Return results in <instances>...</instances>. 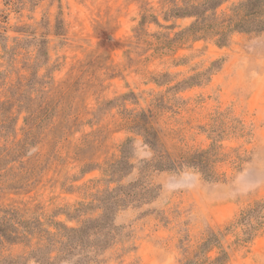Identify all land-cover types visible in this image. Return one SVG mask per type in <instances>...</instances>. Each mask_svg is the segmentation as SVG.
<instances>
[{"label": "rangeland", "instance_id": "1", "mask_svg": "<svg viewBox=\"0 0 264 264\" xmlns=\"http://www.w3.org/2000/svg\"><path fill=\"white\" fill-rule=\"evenodd\" d=\"M186 1L0 0V264H264V32L193 35ZM143 111L165 151L207 152L220 179L144 173ZM122 150L132 168L107 182ZM137 181L154 198L114 212L108 245L45 247Z\"/></svg>", "mask_w": 264, "mask_h": 264}, {"label": "trees", "instance_id": "2", "mask_svg": "<svg viewBox=\"0 0 264 264\" xmlns=\"http://www.w3.org/2000/svg\"><path fill=\"white\" fill-rule=\"evenodd\" d=\"M226 1L198 0L195 3L192 0H187L186 16L198 19L189 31L193 35L200 32L203 35L216 36L219 41H223L232 30L264 32V21L260 19L264 13V0H246L234 6L231 14L218 15V8ZM4 39L5 37L0 34V40ZM2 106L0 105V109ZM128 125L136 131L138 136L144 139L145 144L154 152L151 160L143 161L144 173L180 172L184 169L192 168L202 172L206 178L213 181L220 179L214 171L212 158L207 152H186L173 155L165 151L164 146L161 144L160 134L155 129L151 116L146 112L143 111L130 119ZM122 153L124 156L121 159L108 163L103 169L104 175L108 180L107 182L120 180L124 174L123 172L132 168L125 150H122ZM105 193L106 196L103 199H99L105 210V213L100 218L90 220L81 229H68L60 225L61 232L56 235L49 234L51 240L45 247L70 252L77 247H82L84 245V238H90V234L95 236L97 233H100L103 237V243L108 245L110 240L114 238L113 232L115 231V226L111 219L114 212L133 205L149 202L154 198L155 189L151 184L137 181L128 186L118 184L115 189L106 190ZM208 244V241L205 242L202 250ZM41 250L40 248L39 251ZM225 262L226 254H222V256L209 264H224ZM49 264L53 263L49 262Z\"/></svg>", "mask_w": 264, "mask_h": 264}]
</instances>
